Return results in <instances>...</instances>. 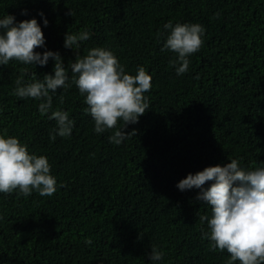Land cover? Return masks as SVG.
Listing matches in <instances>:
<instances>
[{"label": "trees", "instance_id": "trees-1", "mask_svg": "<svg viewBox=\"0 0 264 264\" xmlns=\"http://www.w3.org/2000/svg\"><path fill=\"white\" fill-rule=\"evenodd\" d=\"M6 15L37 20L45 45L36 51L61 55L70 87L50 93L52 108L41 115V101L13 94L15 81L54 75V60L0 66V135L46 156L57 180L51 197L0 193V264H227V250L202 239L209 229L199 217L211 218V208L197 199L200 189L177 184L232 159L245 170L264 167V0H0ZM169 21L205 29L181 75L170 65L177 54L164 49ZM83 31L90 38L78 49L64 47L66 33ZM96 47L127 74L144 67L152 77L149 110L123 129L135 135L120 145L109 142L114 130L95 132L72 82L77 54ZM56 110L74 121L68 137L49 119ZM153 247L162 260L149 259Z\"/></svg>", "mask_w": 264, "mask_h": 264}, {"label": "clouds", "instance_id": "clouds-1", "mask_svg": "<svg viewBox=\"0 0 264 264\" xmlns=\"http://www.w3.org/2000/svg\"><path fill=\"white\" fill-rule=\"evenodd\" d=\"M26 10L22 15H26ZM72 15V12L68 13ZM43 16V13H40ZM48 21L44 19V26ZM170 34L164 44L177 54V59L170 61L176 67L177 75L187 72L190 60L188 57L203 47L205 29L200 24L177 23L173 26L169 21L164 25ZM89 33L65 35V48H79L80 42L88 40ZM45 37L40 24L35 18L16 22L13 15L0 19V66L10 61H19L26 65L46 66L49 59L54 60V75L45 74L42 79L24 84L22 77L15 81L14 95L20 98H34L41 101V115L49 113L53 96L57 89H67L69 77L63 58L58 52H37L44 47ZM163 50V49H162ZM73 83L85 96V109L94 120L96 133L114 130L109 142L120 145L135 130L126 133L123 129L128 124H136L139 117L149 110L148 98L144 95L152 88V77L144 67H138L135 75L125 72L118 58L101 47L92 48L84 57L76 56L71 64ZM63 103V96H60ZM49 119L57 123L56 134L60 137L71 135L74 121L69 119L66 111H52ZM123 127H119L120 122ZM51 140L56 136L52 135ZM51 165L44 155L29 152L26 144L16 137L0 135V193L28 197L33 191L40 196L51 197L57 191L56 177L50 174ZM207 182H212L205 188ZM63 186V185H61ZM177 188L180 191L200 189L197 199L211 208V218L200 216L201 223L207 221L208 232H203L202 239L211 241L212 251L219 250L230 254L227 264H264V167L245 170L239 161L230 160L226 165L204 168L195 174L189 173L181 179ZM85 243L92 244L86 239ZM164 252L151 249L149 259L160 261Z\"/></svg>", "mask_w": 264, "mask_h": 264}]
</instances>
